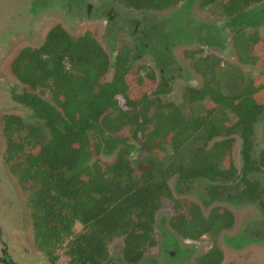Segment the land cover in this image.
Segmentation results:
<instances>
[{"label": "trees", "instance_id": "trees-1", "mask_svg": "<svg viewBox=\"0 0 264 264\" xmlns=\"http://www.w3.org/2000/svg\"><path fill=\"white\" fill-rule=\"evenodd\" d=\"M111 1L151 12L192 0ZM198 3L220 9L242 65L255 67L258 46L264 55L258 34L264 0ZM217 32L189 20L162 23L143 33L136 48L119 50L111 63L89 32L73 38L56 25L41 46L25 47L14 57L11 73L27 90L13 91L12 100L31 112V120L3 117L4 165L28 195L34 244L49 264H57L60 250L68 264H139L157 246L155 217L167 208L172 210L168 228L158 231L163 247L176 255L175 236L197 241L231 230L232 212L216 206L205 216L199 204L175 196L169 186L173 179L184 193L198 185L207 205L224 203L222 190L239 178L242 189L227 201L258 202L264 215V183L249 178L264 174V139L254 150L255 126L264 117V68L258 69L260 76L247 78L238 67L221 68L215 55L192 51L190 65L202 84L186 87L178 104L160 98L171 92L167 72L157 84L154 71L130 68L148 47L150 54L168 58L174 46L220 45ZM155 62L164 68L160 59ZM236 136L240 171L231 157ZM115 151L110 164L98 159ZM118 237L121 257L112 259L108 246ZM243 243L244 235L225 241L230 248ZM222 261L214 245L195 263Z\"/></svg>", "mask_w": 264, "mask_h": 264}, {"label": "rangeland", "instance_id": "rangeland-1", "mask_svg": "<svg viewBox=\"0 0 264 264\" xmlns=\"http://www.w3.org/2000/svg\"><path fill=\"white\" fill-rule=\"evenodd\" d=\"M92 8L87 14L86 5L71 3L69 0H0V260L2 251L8 256L12 264H49L45 256L37 250L34 244L33 231L31 226L28 195L22 192L15 177L4 165L5 144L2 137L3 117L6 114H15L26 121L31 120V112L16 104L12 100V92L22 93L27 88L19 83L12 75L10 65L14 57L25 47H39L47 32L56 25L62 26L73 38L89 32L106 50L111 58L115 59L119 50L128 46L134 48L130 34L132 26L128 29L127 23L132 20H139L144 28L171 25L173 22L193 21L202 24L207 28H217L216 40L220 45L205 46L200 44L174 46L171 55L175 60L177 70H168V77L173 76L171 92L161 95L164 101H171L176 104L183 101V91L186 87L198 88L202 84L199 75L193 70L188 54L192 51H200L203 56L215 55L222 61L221 68L234 66L243 71L245 77H258L264 68V55L261 47L260 60L255 67L242 65L236 50L233 47V33L225 28L226 20L222 17L218 7L201 8L198 0L183 2L175 7L163 11L139 12L125 8L110 0H84ZM111 4L113 10L118 13L114 23L107 22V16L97 11L100 4ZM215 34V33H214ZM260 38L264 39V27L258 29ZM145 67L158 73L151 56L144 54L132 61V71L141 70ZM146 70V69H143ZM264 70V69H263ZM112 77V69L106 74L107 80ZM231 150V157L236 168L241 170L240 140L236 136ZM264 139V117L255 126L254 150L256 153L261 149ZM115 152L109 156L100 155L98 159L106 163H112L115 159ZM135 159V154L133 155ZM95 160L91 157V161ZM136 161L133 166H138ZM250 179L264 183V174L250 175ZM175 180L169 181V186L178 199H185L199 204L206 216L213 207H223L234 216V223L231 230L221 233L215 239L203 236L197 241L184 240L175 236V241L180 249L186 253L174 254L172 260L163 255L165 249L160 240V228H168V220L171 217V208L158 211L155 217V230L157 246L148 251L139 264H196L195 259L207 252L212 246H217L223 255L222 264H264V242L251 244L242 250H229L225 247V241L238 234L250 220H257V208L248 204L234 205L220 204L213 202L205 205L200 197L203 194L198 185H194L189 193L180 192L175 187ZM234 181L225 188L229 192L234 191L238 186ZM206 201H208L206 199ZM79 227L75 231H79ZM159 230V231H158ZM123 248L122 237L115 238L108 246V252L112 259L121 257ZM57 264H68L69 260L64 250L58 252ZM1 264V263H0Z\"/></svg>", "mask_w": 264, "mask_h": 264}, {"label": "flooded vegetation", "instance_id": "flooded-vegetation-1", "mask_svg": "<svg viewBox=\"0 0 264 264\" xmlns=\"http://www.w3.org/2000/svg\"><path fill=\"white\" fill-rule=\"evenodd\" d=\"M69 1L71 3L76 4V5L77 4L86 5L87 14H89L90 11L92 10L91 6L89 4H87L84 0H69ZM97 11L100 12L101 14H104V15L107 16V22L108 23H114L116 21V18L118 17V13L113 10V7L109 3L100 4V7H98ZM131 26H132L133 29H132V32L130 34V38H131V41H133L134 48H136L135 47V43H137V41H138L137 39L140 36H142L143 33L146 32L147 34H150L151 31L153 30V27H156V25H153L152 27L150 26L148 28L147 27L144 28L143 24L139 20L129 21L127 23V28L129 29ZM159 26H161V25H159ZM159 26H157V27H159ZM147 51H148V53H144V54H147V55L151 56V58L153 59V63L155 64V66L157 68V71H158V73L156 74V72L153 70L155 72V74H156L157 84L160 83V75L163 74V73H166L167 69L168 70H173V69L177 70L178 69L176 67V65H175V60L173 59L171 53H170L168 58H165V57H162L161 55L157 56V57L154 56L153 55L154 52H152L153 54H150V52H151L150 47H148ZM144 54H142L141 56H143ZM141 56H139V57H141ZM156 58L160 59V61H161L160 63H161V65H164V68H162V69L160 68L159 69V67H157L156 62H155ZM169 80H170V85H171V82L174 80L173 76L169 77ZM249 178H250V176H249ZM235 181H238L239 184H238V186L236 187V189L234 191H232V189H230V191L228 192L225 187L222 190V194H223V197L225 198V201H224V203H220V204H226V203H228V204L233 203L234 205L248 204V205L252 206L254 209L257 208L258 219L257 220L254 219V220L248 221V223L245 225L243 230H241L238 234H236L231 239H229V240H232V239H234L237 236L244 235V238L246 239V243L245 244L243 243L244 245L241 248H230L224 243L225 247L228 248L231 251L232 250H242L246 246H249L251 244H257V243H263L264 242V215H263V211L260 208L259 203L258 202H253V201H250V200L246 201V202H243V203H235L232 200L231 201H227V199H230L232 197L231 195L235 196V194L238 191V189H242V185L240 184V179L237 178ZM223 232H226V231H223ZM182 250H185V249H180L179 246H178L177 253H179V254L182 253ZM168 253L171 255V257H173L174 254H176V252H173V251L170 252L169 250H166V249L163 250L162 254L168 256ZM200 256H198V257H200ZM2 257L3 258L0 260L1 264H12V262L10 261V259L8 258V256L5 254L4 251H2ZM196 259H195V261H196Z\"/></svg>", "mask_w": 264, "mask_h": 264}]
</instances>
